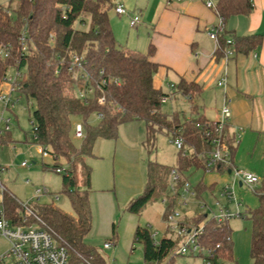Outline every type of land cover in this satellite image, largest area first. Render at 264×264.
<instances>
[{
  "label": "trees",
  "instance_id": "obj_1",
  "mask_svg": "<svg viewBox=\"0 0 264 264\" xmlns=\"http://www.w3.org/2000/svg\"><path fill=\"white\" fill-rule=\"evenodd\" d=\"M214 1L215 12L224 24L231 17L248 15L254 8V0ZM114 6V0H17L13 8L0 6V82L11 69L23 72L16 91L19 96L33 101L34 144L49 149L54 171L63 170L60 173L63 176L62 193L68 197L74 215L53 203L36 204L32 209L41 219L43 228L61 239L76 263L83 260L90 264H106L97 249L85 242L93 223L90 202L92 168L87 159L94 157L96 141L116 139L122 124L143 121L148 149L155 147L159 132L167 133L172 141L177 138L183 141L174 167L148 163L144 191L129 202L127 211L130 214L140 217L150 204L167 198L169 205L163 215L166 222L175 211L179 191L187 181L186 173L196 169L226 174L235 167L237 142L228 126L222 139L230 147L231 164L225 165L211 157L216 122L201 115L183 119L179 115L169 117L161 111L162 99L169 95L154 87V77L159 69V65L152 61L155 46L150 44L147 53L141 55L122 48L116 41L110 22L109 11ZM4 10H10L13 16L8 17ZM24 29L28 35L26 51L20 42ZM228 38L233 40L236 53H249L262 44L260 36L236 37L224 32L219 36L218 54L224 55L229 47L226 43ZM6 51L9 52L7 58L2 56ZM75 56L83 58L84 67L91 77L90 83H86L76 70H70ZM103 80L106 84H102ZM89 85L94 89L93 94L87 100L79 98V92L87 90ZM176 88L177 92L190 98L191 104L202 91L199 84L184 79ZM101 99H104L103 103ZM191 112L197 113L196 106L192 105ZM93 115L99 119L97 126L89 124ZM78 116L83 119L84 137L81 145L76 147L72 141V119ZM10 142L9 131L1 136L0 145ZM60 160L67 165L64 169ZM174 169L179 180L171 187L169 179ZM207 189L200 182L196 186V195L200 196ZM169 191L174 195L169 196ZM254 194L259 207L249 211L247 216L251 221L250 255L252 264H264V185L256 188ZM3 206L13 224H22L26 211L8 189L3 193ZM182 225L189 228L201 226L200 242L214 252V259L234 261L232 229L227 220L219 222L215 217L197 215L182 220ZM168 233L175 234L166 225L165 236L158 241L149 225L136 227L134 243L142 245L145 264L173 263L180 240L168 236ZM116 240L114 225L109 241Z\"/></svg>",
  "mask_w": 264,
  "mask_h": 264
},
{
  "label": "crops",
  "instance_id": "obj_2",
  "mask_svg": "<svg viewBox=\"0 0 264 264\" xmlns=\"http://www.w3.org/2000/svg\"><path fill=\"white\" fill-rule=\"evenodd\" d=\"M253 3L251 13L231 17L224 24V29L236 37L260 36L262 44L249 53H236L227 62L223 55L217 53L216 43L208 36L209 30L219 24L220 17L206 6V0H175L171 3L167 0H147L145 4H140L138 9L130 12L140 16V23L136 27L130 26V16L116 13L117 17H111L110 22L118 44L130 53L145 54L150 44L155 46L152 61L159 65L154 77L156 89L168 94L170 98L178 95L190 102V99L177 90L173 91L170 85L177 86L179 81L184 79L201 86V93L193 98L192 104L190 103L191 109L192 105L196 106L197 113L191 112L187 118L201 115L216 122L221 118L226 99L230 101L228 129L233 137L240 135L236 143L234 164L237 168L257 175L260 178L258 188L264 185V0H254ZM118 4L126 8L120 1L115 2V7ZM224 77L227 79V85L225 88L219 87L218 82ZM7 169L5 168V171ZM128 172H132V182L129 180L127 184L121 185L116 182L113 191L97 189L96 194L90 195L91 207L94 208L95 200L100 209L99 231L109 240L112 238L113 226L118 216V204H122L127 211L129 202L139 196L146 185L147 176L143 179L135 167ZM207 175V178L201 181L208 188L207 191L219 194L228 202L234 201L236 207L239 204V211L242 206L247 213L259 207L255 194L254 196L242 191L243 188H250L235 183L228 173L208 172ZM227 186L232 194L230 201L223 196V190ZM240 200L244 203H240ZM225 209L217 202L214 208L206 207L208 214L205 215L215 217ZM130 215L125 235L119 237L116 228L117 240L113 242V246H116L119 240L123 241L124 246H129L128 242H134V232L140 224V217ZM141 216L146 218L145 225L162 234V237L165 236L166 223L161 216L149 208ZM193 217H186L184 220Z\"/></svg>",
  "mask_w": 264,
  "mask_h": 264
},
{
  "label": "rangeland",
  "instance_id": "obj_3",
  "mask_svg": "<svg viewBox=\"0 0 264 264\" xmlns=\"http://www.w3.org/2000/svg\"><path fill=\"white\" fill-rule=\"evenodd\" d=\"M125 4L127 10L132 12L135 8H139L140 4H145L147 0H114L115 2ZM17 0H0V6L4 8L15 7ZM110 18L116 16L115 6L109 11ZM117 41V40H116ZM10 72H13L11 69ZM165 91V88H164ZM195 103V102H194ZM34 110L32 100L21 97L20 103L13 110V113H8L5 116L11 118L10 135L12 142L0 145V165L8 168L2 174L4 185L12 192L17 200L22 204H27L33 208L34 205L54 204L64 212L74 215L68 197L62 193V174L57 173L52 169L54 165L51 156L44 157L41 154L42 147L34 144L35 136L31 117ZM161 111L173 117L179 115L189 117L191 114V104L187 99L180 96L175 98L169 97L161 105ZM73 125L82 124V117H74ZM99 119L93 115L89 119L91 126H97ZM72 141L76 147L80 146L82 139L72 136ZM146 141V125L143 121H130L119 127L118 136L116 139H98L94 145L93 155L87 159L89 166L92 168L91 178V193L96 194L97 189L114 190L116 182L119 185L127 184L133 181V167L138 173L147 176V165L151 162H157L163 165L174 167L177 161L178 149L174 146L167 133L162 132L156 135L155 147L148 149L145 146ZM27 162L29 167H22L21 164ZM63 169L67 166L64 160L59 161ZM48 165V166H45ZM208 173L203 170H190L185 177L191 185L190 193H186L181 189L177 197L175 211L180 213V221L186 217L197 215H205L207 208H214V205L219 202L221 208H226L232 213H237V207L234 201L228 202L219 194L205 191L200 196L196 195V186L207 178ZM170 186L174 184L172 177L169 179ZM40 188L49 190V194L43 196L39 200L35 198V191ZM81 190V189H80ZM250 190V191H248ZM243 192H251V189ZM174 192L169 191V196H173ZM255 196V195H254ZM240 203H244L240 200ZM118 216L115 220V226L119 231V237L125 235L126 224L129 216L122 204H118ZM169 203L167 198H160L150 204L149 209L163 218L164 212ZM206 205V206H205ZM92 208V207H91ZM160 209V210H159ZM225 209V210H226ZM224 210V211H225ZM210 212V210H209ZM241 216L228 219V224L232 229L233 241V258L234 261L225 258H215L213 264H252L250 255L251 251V221L248 219V213L242 206L240 207ZM208 214V213H207ZM92 229L85 238V242L97 249L104 257L106 264H145L143 260V247L141 244L128 242L129 246H124L122 240H119L116 246L110 249H103L105 242L109 240L100 233V209L94 200V208H92ZM145 217L140 216L138 225H145ZM119 229V230H118ZM156 240L162 239V234L156 232ZM168 236L176 237L175 234L168 233ZM130 245H132L130 247ZM10 248L7 240L0 237V256L5 254ZM177 253V251H176ZM166 264V263H163ZM172 264H208V261L199 256L177 255Z\"/></svg>",
  "mask_w": 264,
  "mask_h": 264
},
{
  "label": "built area",
  "instance_id": "obj_4",
  "mask_svg": "<svg viewBox=\"0 0 264 264\" xmlns=\"http://www.w3.org/2000/svg\"><path fill=\"white\" fill-rule=\"evenodd\" d=\"M206 6L215 11L214 0H206ZM4 13L7 14L8 17L13 16V13L10 10H4ZM115 13L121 16H130L131 27H136L140 23V16L138 14H130V12L126 10L122 4H118L115 7ZM224 32V22L221 18L219 24L208 32L210 39L216 43L217 49L219 48V36ZM27 39V31L24 29L20 37L23 51H26L27 49ZM226 43L229 47L224 52L223 58L227 62L236 54V52L233 47L234 43L232 39H227ZM8 55V51L2 52L3 57L7 58ZM12 70L13 72L9 71V73L0 82V138L4 133L9 132L11 127L12 120L10 117H6L5 115L13 112L21 101V96L18 95L16 90L18 88V81L23 77V72L17 69ZM70 70H76L80 77L86 80V83H90L91 77L84 67L83 58L81 56H75L73 58ZM102 84H106V80H103ZM226 85V77L218 82L219 87L225 88ZM170 88L173 91H176L177 89L174 84H171ZM93 91V87L89 85L88 89L80 91L78 96L81 99L87 100V98L93 94ZM168 98H163L162 103ZM187 98L190 99L189 97ZM100 102L103 103L104 99H101ZM229 103L230 101L226 99V102L221 110V118L216 121V127L214 130L215 136H213L211 141L214 147L211 154L212 159L225 165L231 164L230 147L222 139L224 129L228 126L227 117L230 114ZM33 129L35 133L36 127L34 126ZM208 135H210V133ZM73 136L78 139H83L84 129L82 124L73 125ZM239 139L240 135H236L235 141L237 142ZM172 142L178 150L182 149L183 141L181 138H177ZM41 147V154L44 157H52L47 147ZM22 166L27 167L28 163L24 162L22 163ZM4 171L5 168L0 165V237L9 242L10 248L5 254L0 256V264H90L89 262L83 260L77 263L74 262L69 254V250L63 245L61 239L53 232L43 228L41 219L27 204L19 202V204L26 211V216L23 217L22 224H13V222L7 217L3 206V193L7 190L1 177ZM56 172L60 174L63 170L58 169ZM208 172H210V170L206 171V173ZM231 176L233 177L235 183H241L250 188L253 192L260 183V178L257 175L237 167H234L231 170ZM171 177L173 184L179 180V175L175 169L172 171ZM183 191L190 193L191 185L188 181H186ZM229 191L230 188L228 186L224 188L223 196H226L230 201L232 200V194ZM47 194H49L48 189L40 188L35 191V198L39 200ZM239 206L240 205L237 204V213H232L229 210H221L215 218L221 222L224 220L228 221V219L232 217H240L241 212L238 209ZM180 218V213L174 211L167 217L165 222L166 225H169L173 229L176 237L180 240L177 254L190 256L199 255L205 258L208 261V264H213L210 260H214V252L210 249H206L200 242V235L203 228L201 226L198 228H189L182 225V220L180 221ZM153 237L156 239V233L153 234ZM113 245V242L108 241L103 245V249L108 250ZM218 247L219 246H217V248Z\"/></svg>",
  "mask_w": 264,
  "mask_h": 264
},
{
  "label": "water",
  "instance_id": "obj_5",
  "mask_svg": "<svg viewBox=\"0 0 264 264\" xmlns=\"http://www.w3.org/2000/svg\"><path fill=\"white\" fill-rule=\"evenodd\" d=\"M228 174L231 175V170L228 171Z\"/></svg>",
  "mask_w": 264,
  "mask_h": 264
}]
</instances>
